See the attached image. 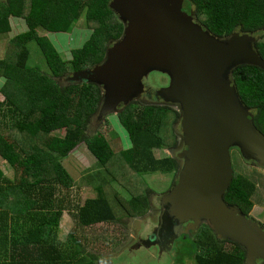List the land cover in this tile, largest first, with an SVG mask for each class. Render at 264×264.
Returning a JSON list of instances; mask_svg holds the SVG:
<instances>
[{"label":"trees","instance_id":"obj_1","mask_svg":"<svg viewBox=\"0 0 264 264\" xmlns=\"http://www.w3.org/2000/svg\"><path fill=\"white\" fill-rule=\"evenodd\" d=\"M111 1L0 0V41L6 42L5 56L0 59V94L4 97L0 116L9 117L8 123L0 124V157L14 170L12 180L0 170V264H98L97 255L86 252L77 239H59L64 205L57 204L56 190L58 186L69 190L75 184L62 160L83 142L100 167L109 169L113 161L111 166L127 169L120 164L124 161L127 173L120 171L119 175L133 171L135 175L130 172L128 176L137 182L138 175L177 170L173 157L158 158L155 154L174 143L172 125L180 118L177 110L135 102L123 106L118 118L132 147L115 154L106 137L87 132L101 106L103 89L94 83L64 79L67 74L101 64L108 48L123 36L124 24L111 9ZM192 2L198 16L206 18L205 24L217 35L260 29L258 49L264 59V0ZM83 15L92 34L83 47L72 51L70 60L64 61L52 41L40 32L67 34ZM11 18L24 20L28 30L10 36ZM31 42L40 48L49 72L29 66L27 46ZM233 79L264 135V70L242 65L234 71ZM4 107L8 113L3 114ZM168 125L172 141L164 134ZM60 130L65 132L63 136L53 134ZM111 175L105 181L131 193L128 203L120 199L123 217H144L150 209L151 191L143 195L133 178L125 183L117 181L116 172ZM256 192L257 184L235 172L226 200L250 216L256 207ZM78 207L76 218L83 227L120 220L100 187L96 198ZM195 243V264H247V251L240 244L219 239L208 225L199 230Z\"/></svg>","mask_w":264,"mask_h":264},{"label":"water","instance_id":"obj_2","mask_svg":"<svg viewBox=\"0 0 264 264\" xmlns=\"http://www.w3.org/2000/svg\"><path fill=\"white\" fill-rule=\"evenodd\" d=\"M111 9L124 24L123 36L101 64L70 74L68 81L103 89L97 113L104 119L134 102L149 74L166 75L169 85L158 96L179 106L187 146L177 180L160 195L154 237L145 244L170 251L206 223L219 239L240 244L247 264L264 261V228L226 200L235 178L234 149L264 170V135L233 79L241 65L264 70L263 56L253 49L258 34L221 41L197 22L187 0H112Z\"/></svg>","mask_w":264,"mask_h":264},{"label":"rangeland","instance_id":"obj_3","mask_svg":"<svg viewBox=\"0 0 264 264\" xmlns=\"http://www.w3.org/2000/svg\"><path fill=\"white\" fill-rule=\"evenodd\" d=\"M202 20L206 21V18H202ZM11 26L12 31L10 36H15L28 30L25 21L21 19L11 18ZM40 33L43 36H47L52 41L62 59L66 61L71 59V53L73 50L83 47L85 42L90 38L92 30L87 25L85 15H83L75 24L73 30L67 34L50 33L46 31H42ZM27 47L30 52L28 61L29 66L32 68H39L43 72H49L45 58L38 45L35 42H31ZM5 50L6 42L0 41V59H3V56H5ZM3 100L4 97L0 94V101ZM122 107L123 106H121V108ZM3 110V114L8 113L7 107H4ZM8 120V116L6 118L0 116V124L8 123ZM172 124H174V122ZM172 128L174 130V125H172ZM87 132L90 136H95L100 133L102 136L106 137L114 149L113 151L115 154H118L119 151L131 148L132 146V141L125 129L121 126L118 115L116 114L106 117L104 124L99 125L96 132L95 130H91V132H89V129ZM64 133L65 132L63 130H60L54 132L53 134L63 136ZM164 134L168 136L170 141L174 139L171 126H166ZM155 154L156 157L161 158L168 155V151L165 152L163 150H157L155 151ZM232 158L235 172L251 179L255 184H257V192L254 196L256 207L251 215L264 226V170L256 165L247 164V161L244 160L238 149H234L232 151ZM62 164L73 178L75 184L69 190L58 186L55 194L57 204H59V202H63L64 205V212L59 231V239L61 242L71 241L70 238L73 237L84 246L86 252L97 255L98 264H111L109 263L110 256L117 253V251L119 252L122 246L132 241L134 232H137L138 230V233L142 236L150 233V229L153 226V224H151L152 221L149 220L146 225L141 226L142 223L139 224L138 222H135V224H133V217H123L125 214L123 208L119 205L121 202L120 199L125 200L123 203H128L131 193L127 190L125 191L117 184L107 182L110 180L108 177L113 176L111 174H115V172L116 176L119 177L117 178V181L129 183L132 178L135 180L134 176H128L130 172L132 175H135V173L130 170V172H128L125 176L119 175L120 171H125L127 173L128 166L124 161H121L120 164L127 167V169H118L117 165L111 166L113 161L109 163V169L102 168L97 164V160L92 156L87 148V145L83 142L75 150H73L67 158L62 160ZM0 170L4 172L8 179H14V170L8 163L3 161L1 157ZM137 178L139 182L136 180L135 182L138 188H141L140 192L143 195L147 193V190H150L156 196H160L163 192H167L171 189L174 176L172 174H165L161 172L153 175L142 174L138 175ZM99 187L103 189L114 214L120 220L115 223H101L90 227H83L79 224L76 218L79 212L78 206L84 205L87 199L96 198L98 196ZM140 192L136 193V195ZM196 235L197 234L192 236L191 239L183 242L180 241L181 243H176L173 248L176 255L173 257L168 254H163L158 259H156V257L152 258L150 262H139L138 258L121 255L120 258H115V262L118 261L120 264H129L130 260L131 264H185L186 259L189 258V256L193 257L197 251L195 243ZM145 252L146 250H143V253ZM137 253L139 254L140 251ZM182 260H184V262ZM190 261L191 259L189 260V264L191 263ZM192 264H195V262H192Z\"/></svg>","mask_w":264,"mask_h":264},{"label":"flooded vegetation","instance_id":"obj_4","mask_svg":"<svg viewBox=\"0 0 264 264\" xmlns=\"http://www.w3.org/2000/svg\"><path fill=\"white\" fill-rule=\"evenodd\" d=\"M187 2H189L190 5H192L193 7V14L195 19L197 20V22L202 26V28L205 31H208L213 37L218 38L221 41L224 40H229L231 41L234 37L236 36H246V35H251V34H255L257 33L258 35V39L257 41H255L254 43V47L253 49L257 50L259 52V45L260 42L262 40V32L259 30L256 31H252V33H246L243 32L241 29H237L235 30L234 33L231 34H225L223 36L217 35L216 33H214L206 24L205 22L198 16V12L196 10V5L192 2V0H187ZM264 28V27H263ZM262 28V29H263ZM263 31V30H262ZM255 50V51H256ZM260 53V52H259ZM261 54V53H260ZM242 66V65H241ZM72 74V73H71ZM70 74H67L66 77L64 78L66 82H70L68 81V77ZM169 78L166 75L160 74V73H151L148 75V77H146L143 80V86H144V92L141 93V95L139 97H137L134 102L135 103H139V104H143V105H152V106H171L172 108H174L175 110H177L180 113V118L178 119V121L174 124V128L176 131V139L174 141V143L172 144V146L164 148L163 151L167 152L168 151V155L170 157H173L176 161H177V170L174 172L173 171V176L174 179L172 181L171 186L173 187L175 181L177 180L178 177V173L183 165V158L180 157V155L184 154L185 150L187 149V146L185 144L184 141V136L182 133V127H181V112L179 110V106L177 104H172V103H168V102H164L158 95L160 90L164 89L165 87H167L169 85ZM133 103V102H132ZM105 122V118L102 119L99 115V113H96L92 119L91 122L89 123V132L94 131L96 132L97 128L99 127V125H103ZM178 129V130H177ZM90 136V135H89ZM249 165H256L253 162H246ZM171 187V188H172ZM169 192V191H167ZM167 192H163L162 194H165ZM161 194V195H162ZM160 196H153V193H151L150 195V209L147 212V214L144 217H137V218H133V224H135V222H138L139 224H141V226L146 225L147 222L152 221L151 224H153L152 228L150 229V233H147L145 236L140 235V233L134 232V236H132V241L128 242L126 245L121 247V250L117 253H114L112 256H110L109 258V263L111 264H120L117 262H115V258L117 259L121 257V255H127L129 257H134V258H138L139 262H144V261H149L156 257V259H158L160 256H162L163 254H168L171 257H173L174 255H176V252L171 249L170 251H166L164 250V248H157L156 246L153 245H149V244H145V242L147 241V239L151 238V236L154 237V230L158 227L159 224V218L161 215V209H160V205L158 206L159 202H160ZM156 200V201H155ZM251 219H254L255 221H257L252 215L248 216ZM170 222L172 224H174V222L172 220H170ZM258 222V221H257ZM263 228L264 226L258 222ZM166 223H165V228L163 230V234H167V231L169 232V230L166 228ZM188 224H184V227H186ZM206 226V223L201 224V226L199 228H197L195 231H191L189 235L184 236L182 235L178 240L175 241L174 245L176 243H179L180 241H185L188 239H191L192 236H195V234H197L199 232V230L201 228H204ZM181 243V242H180ZM173 245V248H174ZM155 248H152V247ZM144 247H150L147 248L146 251L147 254L144 253L143 256H140L137 252L141 251L142 249H146ZM167 247V246H165ZM153 250V251H150ZM163 251V253H162ZM137 253V254H135ZM191 259V263L194 262V260L192 259L191 256H189V258L186 259V263L185 264H189V260ZM184 262V260H182ZM129 264H131L130 260H129ZM258 264H264L263 260H258Z\"/></svg>","mask_w":264,"mask_h":264},{"label":"crops","instance_id":"obj_5","mask_svg":"<svg viewBox=\"0 0 264 264\" xmlns=\"http://www.w3.org/2000/svg\"><path fill=\"white\" fill-rule=\"evenodd\" d=\"M4 54H5V52H4ZM3 57H4V56H3ZM77 147H78V146H77ZM131 147H132V146H131ZM75 149H76V148H75ZM75 149H74V150H75ZM128 149H129V148H128ZM158 173H161V172H158ZM154 174H155V173H154ZM165 174H172V175H173V172H169V173H165ZM148 175H153V174H148ZM151 193H152V192H150V195H151ZM150 195H149V196H150ZM153 196H156V195L153 194ZM149 202H150V201H149Z\"/></svg>","mask_w":264,"mask_h":264}]
</instances>
